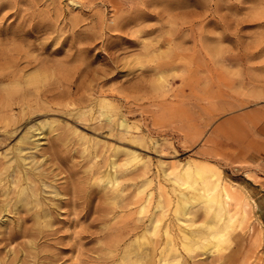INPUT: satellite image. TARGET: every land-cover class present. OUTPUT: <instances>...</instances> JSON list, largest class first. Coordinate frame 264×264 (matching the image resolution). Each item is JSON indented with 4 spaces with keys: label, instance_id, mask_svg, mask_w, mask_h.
Segmentation results:
<instances>
[{
    "label": "rangeland",
    "instance_id": "374dc122",
    "mask_svg": "<svg viewBox=\"0 0 264 264\" xmlns=\"http://www.w3.org/2000/svg\"><path fill=\"white\" fill-rule=\"evenodd\" d=\"M194 163L230 187L211 222L175 219ZM163 255L264 264V0H0V264Z\"/></svg>",
    "mask_w": 264,
    "mask_h": 264
},
{
    "label": "bare ground",
    "instance_id": "6f19581e",
    "mask_svg": "<svg viewBox=\"0 0 264 264\" xmlns=\"http://www.w3.org/2000/svg\"><path fill=\"white\" fill-rule=\"evenodd\" d=\"M120 123L122 125L125 124L124 120H121ZM131 157H133V156H131ZM129 160L132 161L133 159L131 158ZM132 162H134V161H132ZM136 162L138 163V160ZM128 163H129V161H128ZM130 164H131V162H130ZM134 164H136V163L134 162ZM220 174H221V172H218L217 170H214V169H211L207 166H204L201 163H194L191 165L186 164L183 166L180 174L178 176H176L177 178H175L177 180L172 181L173 184L171 185V190L175 193V196H176V203H175V207H174V210H175L174 214H175L176 220H177V215L178 214H184L186 212L189 204L193 203V201H196V200L199 202L203 201L204 204H202V205L205 206L206 212L212 215L209 222H211L213 220V218H215V216L217 218H220L224 211H225V213L226 212L228 213V211L225 208H224L225 209L224 211H222V209H223V207H226L225 201H227V200L225 198L228 199V197H230V194H231L230 193V187L226 182H224V179L222 180V178H221L222 174L221 175ZM103 179L107 180V181H112L113 184H115L114 182L116 181L115 176L111 172H107L105 174V178H103ZM179 179L182 181H179ZM151 193L152 192H150V195H151ZM146 194H148V193H146ZM145 201H147V199ZM141 202H142V200H141ZM228 203H230V202H228ZM160 204H161V202H158L155 206H157V205L159 206ZM139 205H140V203H139ZM144 207H145V204H141L140 210H143ZM140 212L141 211H139V213ZM232 214H234V213H231V215ZM229 216H230V214L227 217L228 220L226 221V223L222 224L221 230L219 232V237L218 238L215 237L214 242H211V243L204 245L206 252H210V251L212 252L214 250H218L220 248V246L222 245V243L228 239L230 231L234 227V223L236 221V217H235V219L234 218L232 219V217L229 218ZM160 218L161 217H159V219L153 223L154 225H153V227H151L152 228L151 234L157 233L159 224L161 223ZM242 219H239L238 222H241ZM160 226H161V224H160ZM168 226H169V223H167L163 229L164 233L166 235V237H165L166 249H167V251L171 250V249H173V250L176 249L175 251H177V246H176L177 241L175 240L174 236L171 234V231L169 230ZM162 228H161V231L163 232ZM159 229H160V227H159ZM179 229H181V228H179ZM180 231H181V234H180ZM146 232H147V230L145 229V233ZM145 233H143L142 237H141V239H143V240L144 239L146 240V238H145L146 234ZM179 234H180L179 237H181V242L184 244L186 249H188V250L195 249V246H193L189 242L190 238H188V240H187V234H185V231L183 229L179 230ZM185 237H186V239H184ZM141 239H139V240H141ZM143 244L144 243L140 242L138 244V246L142 247ZM184 251H185V249H184ZM155 255H157V254H155ZM177 255H178V253H177ZM160 262H161L160 264H180L179 258L178 259L171 258L169 255L161 256ZM136 264H145V263H144V261L140 260L139 262H136Z\"/></svg>",
    "mask_w": 264,
    "mask_h": 264
}]
</instances>
